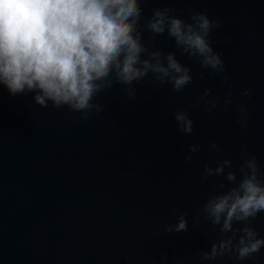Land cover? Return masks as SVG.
<instances>
[{
	"label": "water",
	"instance_id": "95a60500",
	"mask_svg": "<svg viewBox=\"0 0 264 264\" xmlns=\"http://www.w3.org/2000/svg\"><path fill=\"white\" fill-rule=\"evenodd\" d=\"M143 7L146 15L172 7L185 19L189 9L219 17L223 28L212 43L228 83L210 78L165 34L156 50L176 52L194 77L179 93L145 80L130 101L117 87L100 95L104 111L83 121L0 88V264H201L196 253L209 249L214 232L192 217L220 179L202 181L204 167L225 157L238 165L246 147L264 170V0H147ZM206 88L218 100L211 112L196 100ZM247 88L252 95L242 101ZM229 92L232 108L224 111ZM241 102L250 117L244 129L236 123ZM177 109L193 119L191 135L177 127ZM212 142L219 152L209 150ZM193 143L201 150L189 162ZM173 209L189 213L187 232L164 233L175 223ZM254 226L264 236V214ZM203 264H264V249L251 260Z\"/></svg>",
	"mask_w": 264,
	"mask_h": 264
},
{
	"label": "clouds",
	"instance_id": "9594fccd",
	"mask_svg": "<svg viewBox=\"0 0 264 264\" xmlns=\"http://www.w3.org/2000/svg\"><path fill=\"white\" fill-rule=\"evenodd\" d=\"M147 0H0V88L9 96L33 94L40 108H66L87 121L104 111L102 93L119 87L128 100L139 95L138 85L150 80L154 86L171 85L182 92L193 82L191 68L176 52L156 50V37L167 35L182 54L197 60L207 75L223 77L227 68L212 43V34L223 28L219 17L206 10L189 9L187 19L172 7H156L146 15ZM147 31L150 38L145 41ZM204 78L202 73L201 79ZM252 89L242 93L250 97ZM211 112L218 100L206 88L196 97ZM233 104L231 92L224 111ZM236 123L244 129L249 123L248 106H235ZM174 119L185 135L194 131V121L186 110L177 109ZM201 150L190 144L186 161ZM210 151L219 152L216 142ZM213 182L203 206L192 217L194 224L209 223L214 235L210 247L196 256L201 264L228 256L236 261L255 259L264 249V236L254 226L264 214V170L258 157L245 147L238 165L225 157L215 166L204 167L201 179ZM175 223L163 226L165 234L188 231L189 213L172 210Z\"/></svg>",
	"mask_w": 264,
	"mask_h": 264
}]
</instances>
